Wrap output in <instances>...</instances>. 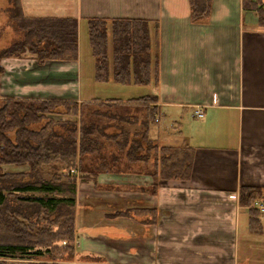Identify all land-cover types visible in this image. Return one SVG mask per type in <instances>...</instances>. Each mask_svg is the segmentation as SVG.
I'll list each match as a JSON object with an SVG mask.
<instances>
[{
	"label": "crops",
	"instance_id": "0c3cea01",
	"mask_svg": "<svg viewBox=\"0 0 264 264\" xmlns=\"http://www.w3.org/2000/svg\"><path fill=\"white\" fill-rule=\"evenodd\" d=\"M20 5L26 17L75 19L78 47L81 24L87 26L89 19L146 21L149 28L156 81L137 85H151L152 94L141 96L152 97L148 103L96 98L93 83L113 81L111 65L107 81H97L94 64L93 76L83 83L79 52L75 61L44 65L31 57L0 62V99L120 103L136 106L143 115L145 108L156 109L152 124L143 122L141 112L134 121L127 112L119 119L131 123V136L136 133L134 143L141 149L133 150L136 161L126 156L115 170L98 174L92 173L93 160L75 168V200L91 205L83 214L75 211L79 246L73 260L241 264L244 232L247 258L264 264V217L262 234H252L247 209L239 205L241 186L264 189V28L255 14L243 10L241 0H211L209 18L200 23L190 22L188 0H20ZM195 110L203 117H194ZM166 118L170 125L161 124ZM183 147L194 150L191 177L158 180L156 193L147 192L161 150ZM79 152L77 146L76 159ZM2 169L28 171L27 166Z\"/></svg>",
	"mask_w": 264,
	"mask_h": 264
},
{
	"label": "trees",
	"instance_id": "16d2710c",
	"mask_svg": "<svg viewBox=\"0 0 264 264\" xmlns=\"http://www.w3.org/2000/svg\"><path fill=\"white\" fill-rule=\"evenodd\" d=\"M8 2L10 25L23 29V34L20 39L0 50V62L4 58H19L26 51L35 57L38 65H44L47 61L77 60L78 25L75 19L26 17L20 0ZM241 2L243 10L253 12L257 24L264 27V0ZM188 3L191 23L204 22L209 18L211 0H188ZM87 27L91 53L96 62L97 81L108 80L109 65L112 68L111 79L119 84L147 85L156 81V75L152 77V47L146 21L89 19ZM110 39L112 53L109 58ZM2 73L0 65V76ZM150 100L152 97H141L134 102L148 103ZM35 104L51 108H38ZM60 105V101L0 99V264H53L57 255L72 256L74 218L54 216L59 205L73 204L77 182L73 172L75 168L81 170V152L76 159L74 138L70 139L69 146L58 148V144H47L42 135L44 129L30 128L34 122L41 121V116L54 113ZM155 111V107L145 108L143 122L146 125L153 120ZM145 124L143 127L146 129ZM133 150L130 155H133ZM161 153L159 164L152 173L154 183L146 190L152 195L157 191L158 180L185 181L191 177L193 148L162 149ZM62 155L67 156L66 166L52 170L57 167L56 162ZM122 156L120 154L109 159L113 163H107L108 159L103 157L96 159L92 173L115 170ZM114 163L116 165L112 167ZM10 165L27 166L28 171L21 174L3 173L2 168ZM49 171H52L53 177L49 178ZM263 195L262 188L241 186L239 189V205L247 209L248 229L255 235L263 232L260 221L262 212L256 206Z\"/></svg>",
	"mask_w": 264,
	"mask_h": 264
},
{
	"label": "rangeland",
	"instance_id": "374dc122",
	"mask_svg": "<svg viewBox=\"0 0 264 264\" xmlns=\"http://www.w3.org/2000/svg\"><path fill=\"white\" fill-rule=\"evenodd\" d=\"M7 8H9L8 0H0V50L20 39L21 35L23 34L22 31L23 29L19 27L21 29L19 30L18 28H15L17 26L12 27L10 25L9 13L7 12ZM109 47H111V39L109 40ZM110 50L112 49L110 48ZM78 52H79V62L82 69V78L84 83L85 78H91L93 76V66L96 63V62L94 63V59L91 53V47L88 37V27L86 26L85 22L81 24L80 43L78 47ZM19 57L20 58L31 57L32 60L36 62L35 57L32 56L28 51H26ZM109 64H111V62H109ZM93 87L96 98L114 99L120 101L137 99L140 98L141 96L152 94L153 91L151 85L149 86L122 85L119 83H114L113 81L104 82V83H93ZM12 101L43 102V100H27V99H15V100L13 99ZM60 102L61 105L56 107L57 112L55 111L54 113L44 114L43 116H41V121L34 122L30 128L35 130L44 129L42 130V135L46 139L47 144L48 143H50L49 145H52L53 143L58 144V148H64V145L69 146L70 139L74 138L76 140V147L77 146L80 147V152H81V154H79L81 160L80 168L82 167L83 163H88L92 160L95 165L97 163L96 159L101 157L105 158L106 160L108 159L109 161V159H111L112 157L115 158L125 151L130 152V147L132 146L134 147L135 151H137V149L141 150L139 149V146H137V144L134 143L136 142V137L134 136L136 133H134L131 136V131L133 127L131 123L129 122L126 124L120 122L119 119L126 117L125 113L127 112L130 113V115L134 116V119H131L129 117L130 120L134 121L137 119L140 112L143 115V110H138L137 107L133 105H124L120 103L119 104H110V103H103V104L77 103L76 104V103H66L62 101ZM35 106H37L38 108H42L43 106H45L46 109L51 108V106L42 105V104H35ZM113 116H116V118L118 119L117 120L113 119ZM170 123L171 121H169L167 118L161 119V124L170 125ZM73 130L75 131L72 132ZM115 132L117 133L116 136L115 134L113 135V137L103 136V135H110ZM86 149L87 152H85ZM129 152H127V155L123 153V157L121 158V160H123L127 156L129 159L128 162L136 161V156L130 155ZM161 155L162 153H160V157L158 159L155 158L156 160H158V163L160 161ZM62 156L63 157L60 159L58 158V161L56 162L57 167L51 168L52 170L66 166L65 161H68L67 156L65 155ZM108 161L107 163H113ZM122 163L124 164L125 161H122ZM51 164H53V162ZM115 165L116 163L112 164V167ZM48 175L49 178L53 177L52 171H49ZM62 181H66V180L63 179ZM67 197L70 198L69 195H67ZM90 205L91 204H88V202L86 203L85 201L76 202L74 197L72 205H67L66 203H64L63 205L62 204L59 205L58 212L54 217L63 216L64 218H67L73 216L74 218L75 211L79 212V214H83L85 212V209H88V206ZM262 217H264V212L260 216V218ZM85 219L87 220V218H84V220ZM80 220L83 219L80 218ZM8 233L11 234L12 232H8ZM243 233L240 236L241 264H263V263H256L255 261L252 262V257L247 258L244 244L242 242ZM246 242L248 241L246 240ZM263 243L260 244V247L261 245H263ZM78 246H79L78 240L77 239L75 241L73 240L72 242L73 252L71 258H69L67 254L57 255L53 264H79L78 262L73 260L74 253L77 250ZM256 256L258 259L262 258L261 253H257ZM13 261L19 262L20 260H13ZM49 263L52 264V262Z\"/></svg>",
	"mask_w": 264,
	"mask_h": 264
},
{
	"label": "built area",
	"instance_id": "2783aa9c",
	"mask_svg": "<svg viewBox=\"0 0 264 264\" xmlns=\"http://www.w3.org/2000/svg\"><path fill=\"white\" fill-rule=\"evenodd\" d=\"M194 117H196L197 119L202 118V117H203V113H202V111L195 110V111H194ZM155 121H157L156 118H155ZM257 209H258L260 212H263V211H264V204H258V205H257Z\"/></svg>",
	"mask_w": 264,
	"mask_h": 264
}]
</instances>
